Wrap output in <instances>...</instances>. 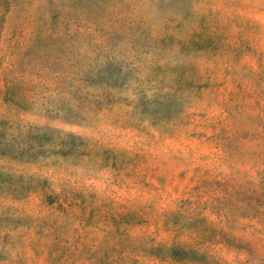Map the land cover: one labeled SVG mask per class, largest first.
Instances as JSON below:
<instances>
[{
	"label": "rangeland",
	"instance_id": "obj_1",
	"mask_svg": "<svg viewBox=\"0 0 264 264\" xmlns=\"http://www.w3.org/2000/svg\"><path fill=\"white\" fill-rule=\"evenodd\" d=\"M0 264H264V0H0Z\"/></svg>",
	"mask_w": 264,
	"mask_h": 264
},
{
	"label": "trees",
	"instance_id": "obj_2",
	"mask_svg": "<svg viewBox=\"0 0 264 264\" xmlns=\"http://www.w3.org/2000/svg\"><path fill=\"white\" fill-rule=\"evenodd\" d=\"M183 251V250H182ZM167 252H168V257L172 260H179L180 258L183 259V258H188L189 261H199V259L202 257L199 256L200 254L198 253H195L194 251H179V248L177 246H170L168 249H167Z\"/></svg>",
	"mask_w": 264,
	"mask_h": 264
}]
</instances>
